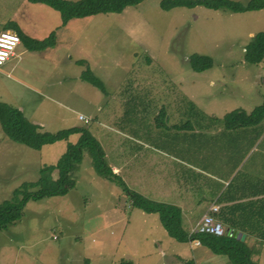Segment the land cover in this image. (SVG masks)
Segmentation results:
<instances>
[{
  "label": "rangeland",
  "instance_id": "374dc122",
  "mask_svg": "<svg viewBox=\"0 0 264 264\" xmlns=\"http://www.w3.org/2000/svg\"><path fill=\"white\" fill-rule=\"evenodd\" d=\"M161 1L145 0L121 14L86 20L82 29L70 32L72 38H78L72 46V59L57 56L49 62L37 56L31 62L22 57L23 47H19L17 58L0 67V98L21 105L25 116L43 131L88 129L104 146L109 162L114 155L121 159L123 150L113 146L123 141L124 155L134 172L129 188L145 194L159 188V172H153L154 163L144 159L140 146L125 136L147 141L181 163L212 174H217L212 164L230 156L221 154V148L259 146L264 150V121L245 129L251 133L249 139L213 142L207 138V128L215 131L217 123L224 126L228 113L249 114L264 104V60L258 65L245 62L252 38L264 32V9L239 14L199 6L164 11ZM236 1L247 4L251 0ZM20 3L0 0V15L10 16ZM194 55L211 57L214 66L195 72L190 65ZM76 60L84 61L85 66ZM87 69L104 83L105 93L82 82ZM8 87H17L22 96H4ZM187 125L202 135L189 138L192 130L184 129ZM176 135L181 141L175 140ZM75 141L76 137L70 139ZM178 144L181 147L176 153L171 146ZM67 145L64 141L37 151L11 141L0 124V203L11 200L23 184L38 181L40 168L55 165ZM234 162L236 159L229 164ZM74 177L76 189L66 196L30 201L24 217L2 234L1 242L16 246L10 262L120 264L125 260L145 264L160 257L161 247L166 253L170 243H177L158 214L133 208L121 188L96 173L89 153ZM167 177L173 180L172 174ZM250 244L262 250L264 243Z\"/></svg>",
  "mask_w": 264,
  "mask_h": 264
},
{
  "label": "trees",
  "instance_id": "16d2710c",
  "mask_svg": "<svg viewBox=\"0 0 264 264\" xmlns=\"http://www.w3.org/2000/svg\"><path fill=\"white\" fill-rule=\"evenodd\" d=\"M32 4H44L61 15L62 27H66L72 20L94 17L101 14H121L129 7H136L145 0H28ZM164 11L176 8L204 7L214 11H229L232 13L256 12L264 9V0H251L243 4L236 0H162L160 4ZM21 43L31 52H41L56 46L57 35L53 32L43 41L32 39L19 28L15 31ZM264 60V32L256 34L245 52V62L250 65L261 64ZM85 66L83 61L78 62ZM190 65L197 73L210 70L214 66L213 59L207 56L194 55L190 58ZM81 79L89 85L105 93L104 83L87 69ZM164 113V112H163ZM264 121V104L251 113L233 111L223 118L227 130L247 129ZM0 124L4 134L13 142L40 151L43 147L59 142H68L67 151L55 165H44L40 168V178L36 182L25 183L13 192L11 200L0 203V232L8 231L23 217L30 201H42L54 197L66 196L76 189L77 182L74 174L78 172L84 160L85 153H89L96 173L104 180L115 184L127 195L133 208L147 214H158L168 235L179 243L200 242L216 255L227 256L231 264H258L254 257L260 255L261 248L255 249L250 242L264 243V200L258 207L251 209L250 218L234 220L243 227L247 238L242 241L227 231L224 236L193 233L189 234L183 227L181 210L173 205L152 201L145 196L132 191L125 181L114 173L109 165L106 153L101 143L88 130L73 127L57 133L45 132L42 126L30 121L24 112L12 105L0 101ZM78 137L76 143H71L72 137ZM57 172V178L54 174ZM254 210V211H253ZM231 228H237L233 220ZM263 246V244H262ZM120 264H134L123 260Z\"/></svg>",
  "mask_w": 264,
  "mask_h": 264
},
{
  "label": "crops",
  "instance_id": "0c3cea01",
  "mask_svg": "<svg viewBox=\"0 0 264 264\" xmlns=\"http://www.w3.org/2000/svg\"><path fill=\"white\" fill-rule=\"evenodd\" d=\"M56 14L60 16V13L55 10L51 12L48 11L44 4H32L28 0H21L20 6L14 9L12 13H10V16L8 14L0 15V27L3 29V31H0V34L4 31H15L16 28H19L26 36L35 40L43 41L55 32L57 35L55 47L48 48L41 52H31L21 43L19 47H23L22 57L31 62L32 58H38L37 56L49 62H54L57 56L65 57L66 55L68 59H72L74 57L72 56V46L76 44L78 38H72L70 32L74 34L79 29H82L86 20L92 17L72 20L66 27H62V19L60 20ZM93 47L95 48V44ZM79 61L82 60H76L77 63ZM35 62H37V60ZM82 82L84 81L82 80ZM17 85L20 88L23 87V85L19 83ZM12 87L6 88L4 96L19 99L23 93H21L17 87L16 89H13ZM0 100L25 113L24 108L16 102L9 101L2 96ZM217 124L219 128L215 131L213 130V127L210 129L209 127L207 128V138L210 141L213 140V142H218L227 140L229 142H237L250 138V131L245 129L231 131L225 129L223 125L219 123ZM174 129H176V125L174 126ZM184 129L192 130L189 138H194L195 135H202L191 125H187ZM117 133L123 135L120 131H117ZM125 137L127 140L130 139L141 147L137 148L145 153L146 156L144 159L150 160L149 162L154 163L155 169L153 172H159L160 178L158 189L151 190V193L145 194L136 188L135 191L137 193H140L141 195L144 194L146 197L152 199V201H158L159 203L178 207L181 210L183 227L188 233H191V231L197 227L198 223L205 215L211 214L223 224L225 230L229 234H232L233 232L244 234L242 231L243 227L236 224L234 220L250 218L252 216L251 209L253 208L256 210L259 202L264 200L263 149L259 146L246 148L243 146H229V148H221V154L230 156H223L225 160L220 158L217 164L213 163L212 168L213 170H217V174H212L198 166L185 162L181 163L174 158L170 152L159 150L147 141H142L134 136ZM175 138L177 142L181 141L178 135H176ZM77 140L78 137H76L75 142H77ZM115 142L119 141H114V144ZM254 142L255 138L253 144ZM123 144V141H120L113 146V149L121 148L123 151L120 152L121 159H118V155H114L113 161L111 162L108 161L109 158L104 146L101 145L106 153L107 161L114 173L120 176L128 187H131L129 179L133 178L134 172L131 169V165L128 164L129 159L124 155L125 149L123 148ZM171 147H174V151L177 153L180 151L181 145H172ZM187 151L190 153V150ZM127 152L129 153L128 150ZM235 159L236 162L238 159V162H234L230 165L229 162ZM223 162L226 164H223ZM169 174H172L173 180H168L167 176ZM180 175L181 177H179ZM203 175L206 176L205 179H203ZM155 195H166L167 197L158 200L154 197ZM212 206H218L220 208L219 213H212L210 211ZM232 220L237 228L230 227V221ZM4 232L7 231L0 232V264H13L10 262V258L15 256L14 249L16 246L11 244V242L5 243L8 241L1 242V236ZM148 256L149 255H147V257ZM255 258L259 264H264V244L262 246L261 254ZM145 264L231 263L227 256L216 255L201 244L195 245L192 242H177L176 244L170 243V250L166 253L163 252L161 247L160 257L158 256L156 261H154V259L147 260Z\"/></svg>",
  "mask_w": 264,
  "mask_h": 264
},
{
  "label": "built area",
  "instance_id": "2783aa9c",
  "mask_svg": "<svg viewBox=\"0 0 264 264\" xmlns=\"http://www.w3.org/2000/svg\"><path fill=\"white\" fill-rule=\"evenodd\" d=\"M21 45V39L14 31H4L0 34V67L7 62L17 57V51ZM81 119H84L81 117ZM219 207H212L210 211L214 214L219 213ZM225 228L223 224L213 215L207 214L198 223L197 227L191 231L193 233L209 234L218 237L225 235ZM195 245H200V242H192Z\"/></svg>",
  "mask_w": 264,
  "mask_h": 264
},
{
  "label": "water",
  "instance_id": "95a60500",
  "mask_svg": "<svg viewBox=\"0 0 264 264\" xmlns=\"http://www.w3.org/2000/svg\"><path fill=\"white\" fill-rule=\"evenodd\" d=\"M231 235L237 237L238 239L241 238L242 241H245V239H246V235L245 234H240V233L233 232Z\"/></svg>",
  "mask_w": 264,
  "mask_h": 264
},
{
  "label": "clouds",
  "instance_id": "9594fccd",
  "mask_svg": "<svg viewBox=\"0 0 264 264\" xmlns=\"http://www.w3.org/2000/svg\"><path fill=\"white\" fill-rule=\"evenodd\" d=\"M225 228V227H224ZM190 234V233H189Z\"/></svg>",
  "mask_w": 264,
  "mask_h": 264
}]
</instances>
